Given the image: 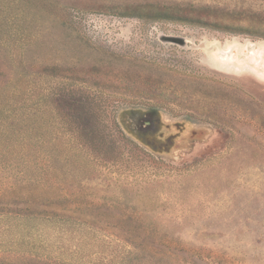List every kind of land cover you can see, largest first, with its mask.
<instances>
[{"label":"rangeland","instance_id":"374dc122","mask_svg":"<svg viewBox=\"0 0 264 264\" xmlns=\"http://www.w3.org/2000/svg\"><path fill=\"white\" fill-rule=\"evenodd\" d=\"M17 81L59 138L27 136L0 194L58 207L0 218V264H100L110 235L264 264V0H0Z\"/></svg>","mask_w":264,"mask_h":264},{"label":"trees","instance_id":"16d2710c","mask_svg":"<svg viewBox=\"0 0 264 264\" xmlns=\"http://www.w3.org/2000/svg\"><path fill=\"white\" fill-rule=\"evenodd\" d=\"M132 11L133 12L129 15H134L139 18L142 17V14H140L141 10L135 9ZM157 16L158 14H153V17ZM20 82L21 81H17L13 84H9L7 87L0 88L1 175H7L13 170H20V168H22L21 166H23L24 160L20 157V154L24 147L23 142L27 136L35 138L45 136L48 140L52 141L54 147H56V145L53 142L59 138L52 127L49 124L47 125L51 118L48 122L45 120L51 117V111L47 106L42 109V107L39 106L40 102L36 96L29 94L26 88L19 84ZM42 112H45V114H41ZM69 148L72 150L71 146H69ZM19 172L21 173V171ZM22 172L24 173V170H22ZM1 177L4 178V176ZM20 179H24L23 174H20ZM0 195V205H2L0 206V218L19 220L28 217V219L37 218L40 220H47L50 217L56 216V212L50 210L58 207L56 204H53V202L40 203V206H42L41 212L23 209L13 210L7 207H10L9 204H19V201L14 197L11 198L13 201L9 202V198H7L6 194L2 193ZM143 226V224L137 225L132 231L135 229L136 232L139 229L146 230ZM109 238L110 239L104 241V249H108L110 252L100 258V264H218L216 258L200 251L187 250L182 247L180 243L171 239L155 241L139 236L112 238L111 235ZM99 253L105 254L106 252L102 251ZM48 260L49 259L46 258V260H43L44 262L38 261L37 263L59 264L56 261L52 262ZM60 263L70 264L67 259L60 260Z\"/></svg>","mask_w":264,"mask_h":264}]
</instances>
